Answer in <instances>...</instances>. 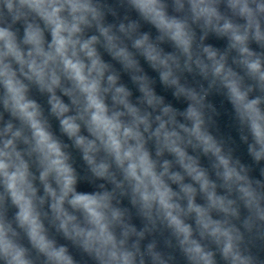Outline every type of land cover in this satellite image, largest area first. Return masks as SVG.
I'll list each match as a JSON object with an SVG mask.
<instances>
[{
  "label": "clouds",
  "instance_id": "9594fccd",
  "mask_svg": "<svg viewBox=\"0 0 264 264\" xmlns=\"http://www.w3.org/2000/svg\"><path fill=\"white\" fill-rule=\"evenodd\" d=\"M0 264H264V0H0Z\"/></svg>",
  "mask_w": 264,
  "mask_h": 264
}]
</instances>
